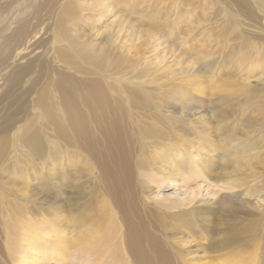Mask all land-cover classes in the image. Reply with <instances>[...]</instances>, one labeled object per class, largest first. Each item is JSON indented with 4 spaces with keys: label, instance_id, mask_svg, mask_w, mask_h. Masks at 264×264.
I'll use <instances>...</instances> for the list:
<instances>
[{
    "label": "bare ground",
    "instance_id": "6f19581e",
    "mask_svg": "<svg viewBox=\"0 0 264 264\" xmlns=\"http://www.w3.org/2000/svg\"><path fill=\"white\" fill-rule=\"evenodd\" d=\"M167 1L0 0V264H109V259L119 264L118 254L111 255L110 239L107 243L102 234L94 198L91 250L78 252L74 243L73 204L62 198L61 188L82 175L81 164L69 159L80 154L81 162L90 166L94 194L102 192L110 210L118 214V241L129 264H187L188 258L201 264L196 254L202 249L188 250L190 238L197 234L199 240L192 247L224 252L218 264H264V193L251 183L256 179L252 163L264 152V142L259 147L246 136L235 139L230 130L215 146L206 132L196 130L188 136L184 124L177 127L180 118L174 109L169 112V106L195 103L191 90H183L176 76L184 77L189 69L175 74L170 67H157L167 54L158 58L159 47L175 35L180 39L189 35L201 19L194 10L200 11L207 1L217 17L207 29L218 28L216 37H223L222 43L237 42L239 62L251 71L245 81L260 80L264 0H170L165 21L146 33L139 30L142 14L152 8L160 13ZM105 17L116 24L111 32ZM90 18L93 28L87 23ZM221 42L210 39L200 45L198 66L217 65L222 55L214 53L223 48ZM233 95L221 97V103L227 104ZM244 101L251 102L245 108L240 105L247 111L249 132L256 127L264 141V89L255 94L246 86ZM207 148L221 157L217 166L226 160L233 165L227 167L232 178L198 184L203 196L189 192L168 199L178 201V212L169 221L183 237L172 236L170 225L162 220L156 232L148 230L145 205L156 202L141 194L139 180L170 175L168 162L177 157L198 172L194 159L203 158ZM223 189L238 193L221 201L225 220H234L235 225L248 219L254 226L253 218L257 219L259 253L238 254L250 246L242 233L232 232L235 226H226L221 239L208 242L202 220L196 219L208 216ZM54 195L57 198L49 205H37L42 196ZM65 210L70 211L69 220L63 217ZM66 229L69 235L64 238Z\"/></svg>",
    "mask_w": 264,
    "mask_h": 264
},
{
    "label": "rangeland",
    "instance_id": "374dc122",
    "mask_svg": "<svg viewBox=\"0 0 264 264\" xmlns=\"http://www.w3.org/2000/svg\"><path fill=\"white\" fill-rule=\"evenodd\" d=\"M90 3L92 4L95 2L89 1V4ZM169 3L170 0L164 3V5L161 7L160 13H157L155 8L147 9L142 14V25L139 26V30H141L143 33H146L153 26L159 25L165 21L166 17L168 16L167 10L170 8ZM194 11L197 14H201V19L198 22L199 24H196L197 27H195L191 33H189V35L181 39L178 38L180 35H175L173 39L167 40L168 42L166 44L163 43L164 45H161L157 51L158 58L161 57L164 52H167L163 58L164 61L157 66L160 70L170 67V69L176 74L180 71L183 72L185 69H189L188 73L184 74V77L183 75L176 76L179 77L177 81H180L179 83H181L183 90H191L190 92L193 94L192 97L195 103H190L188 105H171L169 106V112L174 109L173 114L178 119L180 118L177 127L180 128L184 124L186 134L188 136H193L196 130L200 132H206L213 141L214 146L217 143L222 142L221 137L224 135L226 130H230V133L232 132V135H234L235 139L244 138L243 136H246L250 142L256 140L255 143L259 144L260 147L264 141L262 138H259L256 127L253 128L252 132H249V125L245 121L247 118V111L244 110L243 112L240 105L244 108L245 106H250L251 102H248L247 105L245 104L244 89L246 86L253 87L255 94L260 90L262 91L264 89V76H262L260 79L261 81L259 79H254V77L249 79V82L247 83L245 78L251 73V71L246 70L244 65L239 62L241 54H239L238 46L236 47L237 42L226 40L225 43H222L221 40H223V37H216L218 28H213L211 30L207 29L210 28L211 22L217 19L215 15V9L211 5V2L208 3L205 1L204 3H201L200 11L199 8H196ZM97 14L98 13L94 12L92 16L96 17ZM105 18V24L108 25L107 27L112 26L109 31H113L116 24L112 23V18ZM177 19L178 18H176V20ZM180 22H182V20H180ZM87 23L91 26V28H93L91 18L87 21ZM89 31L90 30H86L85 33H88ZM209 34H212V37L207 38ZM210 39L221 42L223 48L221 47L219 51L214 53V57H217L218 53H221L222 56H220L218 59L217 65L212 66L211 68L210 66H206L202 69V66H198L197 55L203 50L200 45L202 43H206ZM233 47L235 49H233ZM202 56L203 55L201 54L200 58ZM158 63L159 59L157 60L156 64ZM262 63H264V61ZM200 69H202V71L200 73H196ZM261 69H264V66ZM197 89L200 90V93ZM231 95L233 96L227 104L221 103V97ZM196 97L197 99H195ZM195 145L198 146V144ZM200 147H203V144ZM68 150L70 151L71 148H68ZM203 153V158L201 157L200 159H194L195 164L198 162V172L194 171L193 165L185 166V159H179L177 157V159H173V161L168 162H171V165H168V167H171V169L169 170V168H167L168 173L172 171L170 175L161 176V179H158L156 176L157 179L154 181H146L144 179L139 180V182H142L140 185L142 187L141 194H143L144 197L152 198L156 202V204H148V206L145 205V211L149 212L146 216L149 218L147 221L149 224L148 230L151 232H156V226L159 220H162L170 225L169 228L172 229V236L176 235L179 237L184 235L179 231L180 228L174 227L173 221H169V216L178 212L175 208L178 201L173 202L168 201V199H177V195L181 197L182 195L189 192L197 194L196 196H203L201 188H199L198 184L206 182L215 183L216 179L221 181L225 179L230 180L232 178L231 168L228 169L227 167H231L233 165L231 163L228 164V160L225 161L224 166H221L220 164L217 166L216 163H219V161L222 160L220 159V156L212 153L211 148H207ZM62 157V159H66L67 154H65V156L63 155ZM83 157V154H80L76 159L69 157V159L81 164L80 166L78 165V168L81 170V173H83L81 176L75 178L72 181V184L64 183L61 188L63 192L62 198L64 200H69L71 202L70 204H73L75 218L72 219L70 224L72 225L73 229L72 234L74 235V243L80 248L78 249V252L87 248H90L89 250H91V198H94L96 201L94 202L93 207L102 216V228L104 230L102 234L107 235L106 242L108 243V239H110L109 243L112 245L110 248V251L112 252L111 255L115 251V253L119 256V264H129V262L125 259L127 256L124 251V246L123 244L120 245L118 241V236L120 234L118 214L115 215L114 213H116V211L110 210V206L104 200L102 192H98L96 195L94 194L96 188H93V184H91V169L87 162H81ZM50 162L51 161H48V164L51 165ZM220 163L222 164V162ZM183 164L185 169L182 171L181 167ZM207 166L208 168L205 169L204 167ZM252 170L255 173L254 176H256V179L253 180L252 178L251 183L259 185L257 191L259 194H263L264 152L260 154V157L257 160L253 161ZM178 171H180V175L177 174ZM215 175L216 178H214ZM199 176L201 178L203 177V179L197 178ZM244 188H246V186H244ZM234 194L238 195L237 192L233 193L223 189L216 196L215 201H213L211 204V209H209L210 213L208 216L205 217L204 214H201L200 219L196 220H202V222H200L202 224L200 225L203 227V233H208L209 238H211L208 242L212 243L213 241L221 239V232L224 231L226 226H235L232 228V232L239 231L242 233L243 239L248 241L247 243L250 246L237 250L242 251V253L238 252V254H251L250 250L254 251L255 253H259L257 248V239L255 237V234L257 233V229H255L257 228V219L253 218L255 219L254 226L248 219L239 220V222L234 225V220L229 218L225 220L223 217L224 211L221 201L228 198V196H234ZM56 198L57 197H55V195L49 197L42 196L39 202H37V205H49V201H52ZM64 202L68 203L67 201ZM40 210L41 214L47 213L46 210ZM35 211L38 212L39 210ZM63 214L65 219H70V211L65 210ZM252 215H256V212L252 213ZM67 234L68 229H66L65 233L63 234L64 238L67 236ZM190 240H192V246L196 244L197 240H199L198 234L192 236ZM201 243L206 244L207 241H201ZM192 246L188 249L190 252H192V250L200 251V249H202V251L196 254L200 257V261L198 262L201 264H218L217 260L223 259L222 254L224 252L216 248L211 250L207 249L205 252H203V248H201L202 245H198V247ZM185 260L187 264L195 263V261H192L190 258ZM109 264H116V262L114 259H109Z\"/></svg>",
    "mask_w": 264,
    "mask_h": 264
}]
</instances>
